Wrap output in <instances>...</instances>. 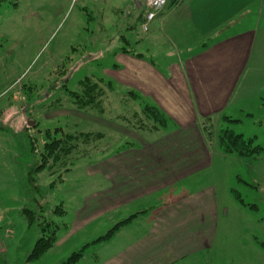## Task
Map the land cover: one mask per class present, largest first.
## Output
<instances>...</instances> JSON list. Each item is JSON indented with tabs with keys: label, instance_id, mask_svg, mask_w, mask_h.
I'll list each match as a JSON object with an SVG mask.
<instances>
[{
	"label": "crops",
	"instance_id": "0c3cea01",
	"mask_svg": "<svg viewBox=\"0 0 264 264\" xmlns=\"http://www.w3.org/2000/svg\"><path fill=\"white\" fill-rule=\"evenodd\" d=\"M89 9L96 12L90 19L99 23L103 35L98 40L89 30L71 44L73 49L89 52L88 59H80L78 65H93V54L102 55L94 64L101 65L109 52L120 59L106 68V74L100 69L102 76L89 84L87 106L73 101L76 108L71 133H90L93 137L87 142L88 150L104 153L90 159L83 172L89 183L88 200L93 201L88 215L83 216V212L71 224H61L50 250L64 245L92 219L126 208L132 219L116 232L110 227L105 239L93 241L99 254L82 253L73 264H215L213 253L225 246L239 248L236 264L262 263L257 261L255 250L251 255L240 249L246 248L248 241L237 242L235 234L221 233L225 229L222 220L229 215L224 202L228 191L222 183H215L214 168H223L226 154L208 140L204 120L222 114L240 122L244 115L263 119L264 0L168 2L147 31L142 27L145 2L92 0ZM119 23L122 43L114 49L107 30L112 31L114 24L118 28ZM134 95L159 107L169 118L167 124L128 128L127 103ZM62 110L58 115L69 113ZM23 119L27 124L29 120ZM26 124L17 139L22 137L28 147ZM115 135H120L116 136L119 139ZM251 135L256 141L258 134ZM15 141L16 137L0 131L2 223L14 210L9 197L2 196L7 189L2 176L16 182V169L22 175L17 155L11 165V158L1 156L10 148L1 144ZM229 194L235 199L232 189ZM14 226L11 219L0 230V241L9 231L13 240L17 238ZM230 227L227 229L232 230ZM108 233L110 237H106ZM3 252L1 263L13 264L15 259L7 261L8 251L3 248ZM29 255H21V264L67 261L46 254L38 259Z\"/></svg>",
	"mask_w": 264,
	"mask_h": 264
},
{
	"label": "rangeland",
	"instance_id": "374dc122",
	"mask_svg": "<svg viewBox=\"0 0 264 264\" xmlns=\"http://www.w3.org/2000/svg\"><path fill=\"white\" fill-rule=\"evenodd\" d=\"M10 1H4L0 6V131L16 137L15 143L11 145L8 142L1 144L4 148H10L6 154L2 152L1 156L7 160L11 158L12 165L14 156L23 154L27 150L24 139L22 137L17 139L26 124L23 118L33 121V123L27 122L26 130L37 139L39 146L45 143L46 129L55 130L61 127L71 132L74 129L71 124L72 114L76 108L73 101L81 96L85 99L86 96L82 93L96 78L102 76L100 69L103 70V75L106 74V68L112 62L118 61L120 56L109 52L100 65L98 63L102 55L93 54V61H99L97 64L93 62V65L83 63L78 65L80 59H88L89 52L73 49L71 44L78 40L80 34L83 36L82 33H87L89 30L96 38L103 35L99 23L90 19V16L96 13L89 9L92 0H17L18 5ZM121 26L122 23H119V27L116 28L114 24L112 31L107 30V34L113 40L110 46L114 49L122 43ZM92 71L98 75L95 76ZM134 96L135 98L130 97L127 103L130 123L128 128L132 126L142 129L143 126L149 128L147 126L161 127L167 124L161 125V121L146 110L151 104L137 99V95ZM61 109L69 113L58 115ZM37 121L38 125L35 123ZM204 121V126L208 127L207 131L212 134L211 138L207 133L206 136L208 140L213 141L216 148L222 149L218 135L227 128L243 134L245 138L253 137L251 134L257 133L258 138L254 144L264 145V127H262L264 124L260 125V121L264 122V116L259 120L244 115L240 122L239 119L222 114ZM123 123L126 124L124 121ZM116 136L120 135H115V138L119 139ZM5 138L8 139V136ZM91 139L90 136L88 141ZM78 145L82 149H78ZM222 152L226 154L223 168H214V176L218 179H215V183H222L224 191H228L224 202L229 215L222 220L225 229L221 233L224 236L235 234L237 242L248 241L249 245L240 249L247 250L251 255L255 250L257 261L262 260L260 264H264V153L246 157L237 153H226L223 150ZM103 153L92 148L88 150L86 142H78L77 147L73 148L69 157L65 159H68L65 162L70 169L64 172L62 178L58 177L59 172L52 174L51 170L46 168L38 174L43 191L48 193L50 205L55 207L62 204L66 210L62 216L55 217L60 225L64 222L71 224L77 216H82L83 212V216L88 215V208L93 201L88 200L89 183L83 172L87 169L90 159L101 158ZM16 171V182L12 178L9 181L8 177L2 176V181L7 187L5 192L2 191V196L9 197L14 203V210L6 216L3 223L0 222L2 223L0 230L13 219L17 238L13 240L9 231L4 241H0V245L4 251H8L5 254L7 261L15 259L13 264H21V255H25V252L28 255L31 253L39 232L35 228L29 229L20 212V206H23L25 198L23 178L17 169ZM54 180L55 187L51 186ZM229 189L233 190L236 201L230 198ZM136 215L134 214L133 217ZM129 216L126 208L115 210L111 215L98 216L75 232L74 237L64 245L49 249L45 254L53 259L63 257L65 260L76 252H81L85 256L95 252L99 254L98 247H94L93 241L105 239L104 235L112 226H114L112 232H116V229L132 219ZM227 226H232L230 227L232 230H228ZM110 235L111 233H108L106 237ZM236 249L239 248L225 246L223 250L221 248V252L217 250L216 254L213 253L214 262L236 264ZM84 260L87 261L86 257Z\"/></svg>",
	"mask_w": 264,
	"mask_h": 264
},
{
	"label": "trees",
	"instance_id": "16d2710c",
	"mask_svg": "<svg viewBox=\"0 0 264 264\" xmlns=\"http://www.w3.org/2000/svg\"><path fill=\"white\" fill-rule=\"evenodd\" d=\"M4 1L10 0H0V6ZM177 1L169 0V4L174 5ZM10 2L18 5L17 0ZM82 94L86 98L84 99L81 96L76 101L81 106H87L90 87L88 86ZM77 97H80V95H77ZM146 110H149L151 114L156 116L161 121V125L167 123L168 119L166 115L158 107L151 105L147 106ZM226 118L230 120L229 117ZM206 120H210V118ZM204 128L208 137L211 138L212 134L207 131L208 127L204 126ZM24 135L28 141V147L25 153L18 155L16 159L23 178L25 198L20 212L26 220L29 229L35 228L39 232L35 246L29 255L31 259H38L49 251L58 239V231L61 225L55 217L62 216L66 213L62 204L55 207L50 205L48 193L43 191V185L39 181L38 174L46 168L50 169L52 174L59 172L58 177L62 178L64 172L70 169V166L65 162L68 159H65L69 157L73 148L77 147L78 142H88L90 133L82 131L71 133L61 127L55 130L46 129L44 132L45 143L42 146H39L37 139L33 135H30V133H27V131L24 132ZM218 139L222 150L226 153H237L238 155L246 157L259 156L264 153V147L259 144H254L255 137L245 138L243 134L236 133L228 128L223 129L219 133ZM79 148L80 145H78ZM55 184V180L51 182V186L53 185L55 187ZM81 256V252L73 253L65 264H72Z\"/></svg>",
	"mask_w": 264,
	"mask_h": 264
},
{
	"label": "built area",
	"instance_id": "2783aa9c",
	"mask_svg": "<svg viewBox=\"0 0 264 264\" xmlns=\"http://www.w3.org/2000/svg\"><path fill=\"white\" fill-rule=\"evenodd\" d=\"M168 4V0H145L146 11L144 14L143 29L147 31L149 29V23L161 12ZM1 222V217H0ZM3 252V248L0 245V258ZM0 264L1 261H0Z\"/></svg>",
	"mask_w": 264,
	"mask_h": 264
},
{
	"label": "water",
	"instance_id": "95a60500",
	"mask_svg": "<svg viewBox=\"0 0 264 264\" xmlns=\"http://www.w3.org/2000/svg\"><path fill=\"white\" fill-rule=\"evenodd\" d=\"M140 4H142L143 2H145V0H138Z\"/></svg>",
	"mask_w": 264,
	"mask_h": 264
}]
</instances>
